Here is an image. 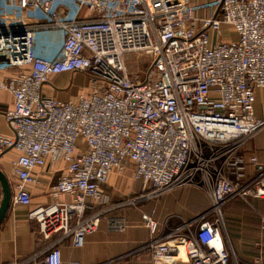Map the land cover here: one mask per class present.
I'll use <instances>...</instances> for the list:
<instances>
[{
	"label": "built area",
	"instance_id": "1",
	"mask_svg": "<svg viewBox=\"0 0 264 264\" xmlns=\"http://www.w3.org/2000/svg\"><path fill=\"white\" fill-rule=\"evenodd\" d=\"M12 1L21 11L0 22V70L18 72L0 81L13 97L5 113L12 134L0 135V155L19 154L13 201L31 206L35 170L59 163L66 173L54 194L72 198L30 211L47 243L33 264H63L59 244L66 239L82 248L105 214L89 212L91 205L112 174L130 167L144 193L122 205L181 188L199 189L211 202L208 213L164 238L153 215H142L155 264H229L223 208L264 200V169L252 174L258 158L245 154L264 129L255 114L256 91L264 89V0H215L212 16L199 15L193 0ZM51 30L62 32L64 43L47 60L37 56L35 42ZM133 56L147 62L144 76L130 70ZM65 73L88 76L90 93L68 102L45 96L44 85Z\"/></svg>",
	"mask_w": 264,
	"mask_h": 264
},
{
	"label": "crops",
	"instance_id": "2",
	"mask_svg": "<svg viewBox=\"0 0 264 264\" xmlns=\"http://www.w3.org/2000/svg\"><path fill=\"white\" fill-rule=\"evenodd\" d=\"M4 1L7 2L0 0V6ZM214 1L193 0L199 8V15L204 16H212L215 13L212 6ZM58 9L62 15L67 14L66 6L60 5ZM28 15L37 23L43 21L42 15L38 12L28 11ZM87 16L88 11H83L81 18L85 19ZM212 39L214 43L217 41L215 33L212 34ZM222 39L225 42L230 41L231 35H225ZM63 43L62 32L41 31L35 42L36 54L41 58L54 60L58 57ZM17 72L18 70L13 69L0 70V81L15 76ZM91 89L92 84L88 76L65 73L51 77L50 83L44 85L43 94L68 102L81 94H89ZM12 107V95L0 90V135L12 134L5 118V113ZM255 114L259 118H264V89L256 91ZM245 154L258 158L259 166L252 169V174L264 169V129L248 143ZM18 156L15 150H8L0 155V170L7 176L12 188L10 208L0 227V264H33L32 258L37 256L47 243L39 234L37 222L29 218L30 211L52 203H66L72 200L70 196L54 194L60 177L66 173L65 164L59 163L54 169L49 167L36 169L38 184L31 188V206L16 205L13 198L17 179L13 169L14 161ZM143 193V184L135 180L132 167L124 175L112 174L108 184L103 187L101 197L91 205L89 211L93 213L105 210L99 229L87 237L82 248L74 247L71 239L60 243L63 264H155L148 248L152 237L144 226L142 220L144 213L153 215L160 225L158 236L164 238L181 228L185 222H191L211 209L209 198L196 188L176 189L157 200H144L136 205H122L127 199ZM250 207L248 213L251 219L229 229L227 245L241 264H264V230L262 229L264 200H252ZM110 221L123 222L124 231L113 228ZM58 239L56 235L53 241ZM178 264L189 263L185 261Z\"/></svg>",
	"mask_w": 264,
	"mask_h": 264
},
{
	"label": "rangeland",
	"instance_id": "3",
	"mask_svg": "<svg viewBox=\"0 0 264 264\" xmlns=\"http://www.w3.org/2000/svg\"><path fill=\"white\" fill-rule=\"evenodd\" d=\"M7 2H2V5L0 6V22H13V14L18 13L21 11V8L14 3L12 0H6ZM143 59H146L144 57ZM142 59V60H143ZM132 63H130V70L133 72L140 73L141 76H144L145 69L147 62H138L137 57L133 56ZM250 203L240 201V200H234L229 202L224 208H223V218L226 226V233L225 235L229 234V229L234 228V226L238 224H243L248 221V219H251L250 213H248V210L251 208ZM228 214V215H227ZM228 238V237H227ZM232 263L231 264H241L237 256L234 255L232 257Z\"/></svg>",
	"mask_w": 264,
	"mask_h": 264
},
{
	"label": "water",
	"instance_id": "4",
	"mask_svg": "<svg viewBox=\"0 0 264 264\" xmlns=\"http://www.w3.org/2000/svg\"><path fill=\"white\" fill-rule=\"evenodd\" d=\"M0 184L2 187L3 198L0 206V227L3 224L9 211L12 201V188L7 176L0 170Z\"/></svg>",
	"mask_w": 264,
	"mask_h": 264
},
{
	"label": "trees",
	"instance_id": "5",
	"mask_svg": "<svg viewBox=\"0 0 264 264\" xmlns=\"http://www.w3.org/2000/svg\"><path fill=\"white\" fill-rule=\"evenodd\" d=\"M232 259H233V258H232V256H231V257H230V261H229V264H231V263H232Z\"/></svg>",
	"mask_w": 264,
	"mask_h": 264
}]
</instances>
